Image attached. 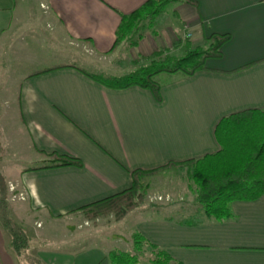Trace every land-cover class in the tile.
Here are the masks:
<instances>
[{
	"label": "crops",
	"instance_id": "obj_1",
	"mask_svg": "<svg viewBox=\"0 0 264 264\" xmlns=\"http://www.w3.org/2000/svg\"><path fill=\"white\" fill-rule=\"evenodd\" d=\"M146 1L0 0V69L8 63L2 61L3 55L14 51L8 41L20 32L40 38L45 31L57 47L84 45L90 53L82 55L83 61L101 71L106 69L93 59L118 55L124 48L134 61L170 48L187 35L193 48L204 45L214 33L231 36L221 48L222 57L207 60L208 70L190 77L160 74L161 102L147 89L110 88L72 67L30 76L59 64L94 73L72 60L25 76L14 95L17 109L7 105L0 118L11 114L14 134L23 128L29 150L41 162L32 167L49 162L38 151L83 162L82 167L24 168L9 181L26 195L25 200L12 198L15 203L9 205L19 216L37 215L35 231L43 230L46 221L130 188L135 170L218 152L215 129L223 117L264 109V0H179L166 8L167 24L160 26L157 36L148 32L137 46L124 42L114 53L121 16ZM25 49L22 53L27 55L31 48ZM166 74L172 78L162 80ZM139 210L126 217L133 218L132 233L140 232L184 264H264V195L254 201H235V216L225 221L206 218L202 212L198 220L183 221L156 214L167 208ZM13 218L17 226L24 225ZM0 264H28L13 249L1 223ZM99 264H110L109 258Z\"/></svg>",
	"mask_w": 264,
	"mask_h": 264
},
{
	"label": "trees",
	"instance_id": "obj_2",
	"mask_svg": "<svg viewBox=\"0 0 264 264\" xmlns=\"http://www.w3.org/2000/svg\"><path fill=\"white\" fill-rule=\"evenodd\" d=\"M179 0H147L129 14L121 16L112 50L122 43L137 46L148 32L157 36L158 26L165 17L166 8ZM194 2L193 0H184ZM231 39L228 34H212L205 38L204 45L192 47L188 38L180 39L173 48H165L142 56L136 61L137 68L122 76H111L87 72L75 65L59 64L36 70L30 76L44 74L64 67L80 69L85 75L114 89L137 86L152 92L158 102L162 101V84L158 76L163 73L190 77L208 70L210 58L222 57V46ZM184 47L183 51L181 48ZM215 136L220 150L197 159L169 163L164 167L132 172V186L120 193L85 205L75 212H82L92 221L113 215L118 221L125 219L144 200L140 193L142 179L156 174L167 167L187 168L189 177L196 187L197 201L202 205L206 218L225 221L235 215L232 204L235 201H254L264 195V109H250L223 117L216 126ZM48 159L42 167H30L26 171L53 169L67 166L82 167L83 162L56 152L38 151ZM6 183L0 176V223L11 237L12 247L17 252L27 248V239L22 228L17 227L9 217L5 193ZM63 217V216H60ZM133 252L113 250L108 254L110 264H140L144 250H150L152 264H184L176 260L168 250L149 241L136 231L133 233Z\"/></svg>",
	"mask_w": 264,
	"mask_h": 264
},
{
	"label": "rangeland",
	"instance_id": "obj_3",
	"mask_svg": "<svg viewBox=\"0 0 264 264\" xmlns=\"http://www.w3.org/2000/svg\"><path fill=\"white\" fill-rule=\"evenodd\" d=\"M170 16L172 15L170 14ZM162 19L164 20L160 23L161 26L166 25L167 17ZM47 26L49 27V25ZM158 30H160V26H158ZM40 35V38L39 35L37 38L34 35L27 38V35L20 32L13 35L12 39L8 41L9 44L7 45L11 46L14 51L8 50L9 54L5 53V57L4 55L2 57V61L7 60L8 63L2 64L0 69L1 114L6 110L7 105L17 109L15 96L19 92V84L25 76L35 69L65 60L66 62L72 60L76 61L79 66L108 78L114 75H125L137 68V60L130 61L128 56L125 55L127 48L122 49L123 51L120 50L118 55L109 54L108 56H102L100 59H93L94 62H97L96 64L107 70L101 71L94 69L83 61L84 57L82 55H89L90 53L84 45L77 48L64 43V46L57 47L54 44L55 39L52 35H47L45 31ZM188 37L191 36L187 35ZM173 46L170 48H173ZM25 48H31L27 55L22 53L26 50ZM116 50H113V52L115 53ZM164 77L162 80L172 78L168 74ZM9 116L11 117V114ZM10 117L7 115L4 119L0 118V176L7 187L5 198L9 217L15 220L13 218L15 216L18 221L21 220V223L24 224L22 225L23 228L20 225H15L22 228L26 232L27 239H29L28 247L20 250L22 258H25L28 264H59V262L61 264H95V262L99 264L113 250L133 252L132 217L118 221L113 215H110L92 221L87 219L82 212H75L70 213L69 216L63 215V217H58L56 220L46 221L43 230L35 231L33 219L38 217L37 215L25 214V216H19L15 214V206L9 204L11 202L15 203L12 200L15 195L17 200L20 198V193L24 192L22 189L19 190L18 186L10 184L9 181L17 177L24 168L39 166L41 162L36 156L33 157L34 154L32 155L31 150H29L30 144L23 128L20 132L14 134ZM15 120L19 121L18 117ZM141 183L140 193L144 195V200L139 207L143 212H150L149 209L167 208L165 212L156 214L176 220H198L199 215L197 214L202 212V205L197 201L196 187L189 177L187 168L167 167L156 174L143 178ZM12 186L15 189H12ZM192 193L195 195H192ZM37 226L41 227L42 223L37 224ZM33 232L36 234H33ZM151 257V251L149 249L144 250L140 257V264H152L150 262Z\"/></svg>",
	"mask_w": 264,
	"mask_h": 264
},
{
	"label": "built area",
	"instance_id": "obj_4",
	"mask_svg": "<svg viewBox=\"0 0 264 264\" xmlns=\"http://www.w3.org/2000/svg\"><path fill=\"white\" fill-rule=\"evenodd\" d=\"M189 36H191V35H189ZM12 189H15V187L12 186ZM19 197H20V198H18L19 200H25V194L24 193H20ZM16 198H17V196L15 195L14 196V199H16Z\"/></svg>",
	"mask_w": 264,
	"mask_h": 264
}]
</instances>
